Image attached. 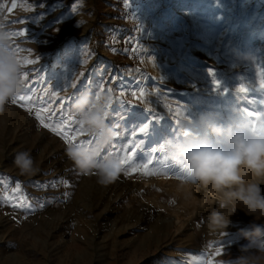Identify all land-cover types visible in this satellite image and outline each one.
I'll return each instance as SVG.
<instances>
[{
	"label": "rangeland",
	"instance_id": "374dc122",
	"mask_svg": "<svg viewBox=\"0 0 264 264\" xmlns=\"http://www.w3.org/2000/svg\"><path fill=\"white\" fill-rule=\"evenodd\" d=\"M59 1L63 0H36L35 4L38 11L50 14ZM78 2L83 7L76 10L77 20L69 18L56 32H45L44 41H33L32 50L27 48L29 39L22 41L19 53L15 52L28 74L25 83L43 80L37 71L50 68L57 58L52 49L63 48L69 55L60 58L65 72L58 85L45 83L32 91L23 87L17 96L35 94L33 100L11 101L0 111V264H206L209 259L226 264L235 260L248 243L242 230L253 223L264 224V218L256 219L238 208L227 227L210 230L208 216L218 208L215 195L191 185L181 188L183 179L164 160V155H172L166 149L158 156L151 148L178 138L185 116L245 107L264 112V90L259 87L264 70V0ZM42 27L25 18L19 22V32L27 33L23 37H34ZM64 32L62 40H54ZM41 47L48 52L33 55ZM237 51L253 54L256 62H241L234 55ZM25 59L34 63H24ZM209 69L221 82V91L229 89L226 94L217 91ZM32 72L35 76L29 78ZM82 85H93L94 91L102 86L101 93L112 96L109 118L115 117V130L119 129L123 150L115 147L120 157L132 144L144 145L134 149L140 158L122 165L107 185L97 183L94 171L83 175L68 158L69 145L63 137L36 116L40 109L45 123L75 136L73 146L93 143L91 135L78 131V123L65 122L73 114L74 97L71 101L69 97L87 88ZM241 85L247 93L236 92ZM44 89L59 95L45 96ZM41 97L47 102L40 103ZM28 103L31 110L22 106ZM144 124L150 125L149 131L140 133ZM116 139L102 155L111 152ZM20 152L31 155L37 169L33 174L22 175L16 167ZM149 159L153 160L149 172L154 174L132 171ZM125 170L130 174L125 175ZM261 189L264 194V184Z\"/></svg>",
	"mask_w": 264,
	"mask_h": 264
},
{
	"label": "clouds",
	"instance_id": "9594fccd",
	"mask_svg": "<svg viewBox=\"0 0 264 264\" xmlns=\"http://www.w3.org/2000/svg\"><path fill=\"white\" fill-rule=\"evenodd\" d=\"M241 62L255 63L251 53H234ZM23 68L13 50L9 32L0 28V111L16 97L24 86ZM113 98L110 94L82 89L73 99L71 111L82 125V131L95 140L81 147L69 146L68 158L83 174L95 172L97 183L113 182L122 170L118 158L101 159L104 150L117 135L108 122ZM188 135L184 136L183 131ZM179 137L167 139V151L190 174L179 182L215 195L218 204L208 216L210 230L227 227L229 217L239 208L256 219L264 218V134L251 130L249 118L240 109L225 113L207 110L184 122ZM22 175L37 169L28 152H20L14 161ZM248 241L240 248L241 255L226 264H259L264 260V224H251L242 230Z\"/></svg>",
	"mask_w": 264,
	"mask_h": 264
},
{
	"label": "snow or ice",
	"instance_id": "6c2138e0",
	"mask_svg": "<svg viewBox=\"0 0 264 264\" xmlns=\"http://www.w3.org/2000/svg\"><path fill=\"white\" fill-rule=\"evenodd\" d=\"M13 35H19V36H25L27 35L26 32H17V33H13ZM20 61V60H19ZM21 63V62H20ZM24 63H34V61H31V60H27L25 59L24 60ZM209 75L213 77L214 79V83H215V86H216V89L217 91L221 94V95H224L226 94L229 89L227 88H222V91H221V82L219 80H216L215 79V73L209 69ZM260 81H259V87L260 89L264 90V70L261 71L260 73ZM22 80L24 81V88L27 89V91H32V89H28L27 88V85H26V80L28 79V74L23 72L22 73ZM93 84H94V81H93ZM82 87H87V88H90L92 89L93 85H82ZM101 91H104V88L102 86H99V91H96V92H101ZM108 91H111V89H108ZM44 92H45V96H51V97H55V96H58L59 94L56 93L55 91H52V90H49V89H44ZM236 92L237 93H247L248 92V89L246 87H244L243 85H241L238 89H236ZM35 94H33V97H34ZM77 95V93H73V96L72 97H69V101H71L73 99V97H75ZM140 95H143V93L141 92ZM33 97H29L27 96L26 94L25 95H19V96H16L12 99V103H16L17 100L19 101H25V102H31L33 100ZM40 103H46L47 101L44 100L43 97L40 98L39 100ZM261 103H264V101H261ZM22 106H25V107H28L29 110H31V107H30V103L28 104H25V105H22ZM242 113H244L248 118H251V117H255L254 120L252 119H249L250 123H251V130L254 134H257V135H261V134H264V112H254V111H250L248 108H242L240 109ZM43 111H47V112H50L51 113V110L48 109V108H45L43 109ZM116 110L113 109V112H115ZM36 116L37 118L40 120V123L46 127V128H50V130L54 133H56L57 135H61L63 137V139L65 140V142L69 145V146H73V143L76 139L75 136H72V135H69L67 132L63 131L60 127L56 126V125H53L51 123H45V120L44 118L42 117L41 115V110L40 109H37L36 110ZM189 117L190 116H185L184 119L185 120H189ZM49 120L52 119V115L50 114L49 117H48ZM109 120V123L112 124V126L115 128L117 127V122H114L115 121V117L113 118H107ZM66 123H68L69 125L72 124V123H78V131L79 130H82V125L79 124V122L75 119V116L74 114H69L66 121ZM149 128H150V125L149 124H144L142 127H139V132L140 133H147L149 131ZM134 131V130H133ZM117 139L114 141V144L111 147V152H106L104 155H101V159H108V158H118L120 160V163L122 165L124 164H127L128 161L132 160L133 157L139 159L140 158V154H138L137 151H135L134 149H141L142 147H144V145L141 143H134L132 144L127 152L125 153V155L123 157H120L119 156V153L116 151V145H119L120 146V149L123 150V145L120 144V133H119V129H117ZM82 134V133H81ZM181 134V133H180ZM179 134V135H180ZM184 136H187L188 133L187 131H183L182 133ZM95 136H92V140H95ZM139 139V138H138ZM88 143H91V141H89ZM166 143H167V140L165 141L164 144H160L158 148H151V153H155L157 154L158 156L160 154H164L166 152ZM85 143L84 142H81V143H76L74 146L76 147H81V146H84ZM164 160L168 162L169 164V170L170 171H173V172H176L178 173L179 175L177 176V178L179 179H185L187 178L190 174L187 172V169H186V166L183 165V163L177 159L176 157L174 156H171V157H168L167 155H164ZM153 163V160L152 159H149L147 163H144L143 165H141L139 168H133L132 171H143L144 174L148 175V174H154V173H150L149 172V165ZM157 163H160L159 160H157ZM130 173L125 170V175H129ZM47 186V185H45ZM17 190H18V187H17ZM219 253H217L218 255ZM206 264H213L212 260H207Z\"/></svg>",
	"mask_w": 264,
	"mask_h": 264
},
{
	"label": "crops",
	"instance_id": "0c3cea01",
	"mask_svg": "<svg viewBox=\"0 0 264 264\" xmlns=\"http://www.w3.org/2000/svg\"><path fill=\"white\" fill-rule=\"evenodd\" d=\"M36 0H0V28L9 32L10 40L12 43L13 50L19 53L20 44L22 41L28 40V50H32L30 46L33 41L35 42H43L45 32L49 31L50 33L56 32L58 28H61V25L66 22L69 18H72L74 21L78 19L77 9L83 7V3L79 4L78 0H63L59 1V6L56 9L53 8V11L50 14H46L44 12L38 11L37 5L35 4ZM40 1V0H39ZM44 8V6H43ZM21 9H23L26 15L21 13ZM25 18L32 22L34 25L44 26L42 28H36L34 31V37H23L19 35H13V33L19 32V22L20 19ZM52 19L51 24H48V20ZM47 22V23H46ZM67 32H64L62 35H59L56 39L54 36V40L60 41L66 36ZM76 38V37H72ZM75 48V47H74ZM76 49V48H75ZM48 50H45L44 47L34 49V54L36 57H42L46 54ZM51 53H55L57 58L52 61L50 68L43 70H38L40 72V76L43 77L42 81H28L29 84L27 86L28 89L37 88L39 86H44L45 83L58 85L61 82V76L65 72L63 68V60L60 58L69 55H65V51L63 48L58 47L56 51L52 49ZM75 55V50H73V54ZM77 64V63H76ZM42 74V75H41ZM35 76V72L29 74V78ZM26 83V84H27Z\"/></svg>",
	"mask_w": 264,
	"mask_h": 264
}]
</instances>
